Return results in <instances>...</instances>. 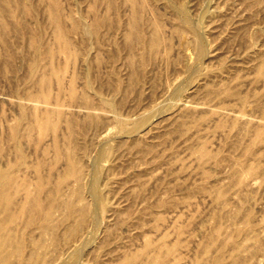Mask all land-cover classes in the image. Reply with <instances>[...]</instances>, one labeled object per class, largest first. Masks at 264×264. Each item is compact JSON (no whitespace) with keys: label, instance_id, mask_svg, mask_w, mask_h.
<instances>
[{"label":"rangeland","instance_id":"374dc122","mask_svg":"<svg viewBox=\"0 0 264 264\" xmlns=\"http://www.w3.org/2000/svg\"><path fill=\"white\" fill-rule=\"evenodd\" d=\"M50 1L0 0L16 14L1 15L7 30H0V164L3 154L19 160L10 139L16 132L44 208L55 203L50 228L37 218L25 227L26 241L35 242V258L26 264H125V255L135 257L127 264H211L219 252V264L235 256L236 264H264V0H135V8L129 0H57L72 45L67 76L74 71L82 90L88 78L90 98L115 105H98L92 122L69 113L76 121L73 128L62 123L67 133L75 129L67 136L61 128L32 126L22 110L29 91H37L29 77L32 42L55 45ZM135 11L144 33L154 24L161 42L131 62L125 35ZM95 17L101 21L91 34ZM79 89L73 104L83 102ZM55 133L80 170L62 182L65 158L45 138ZM200 144L209 158L190 154ZM235 162L257 166L254 183L238 185ZM64 201L73 205L69 216ZM147 239H162L172 250L153 261L142 251Z\"/></svg>","mask_w":264,"mask_h":264},{"label":"bare ground","instance_id":"6f19581e","mask_svg":"<svg viewBox=\"0 0 264 264\" xmlns=\"http://www.w3.org/2000/svg\"><path fill=\"white\" fill-rule=\"evenodd\" d=\"M129 2L131 6L135 8L136 1L129 0ZM48 8V14L50 16L54 37L56 39L55 45L48 46L45 49H40L38 42H32V45L34 46L33 48L36 53L34 54L31 64L29 65V77L30 81L37 86V91L35 93H33L32 90L29 91L30 94L28 99L31 100H29L30 102L26 101L27 97L25 98V100L23 99L26 102V105L28 104L27 102H29V104L27 105L28 109L26 107H23V105H19V103L22 101L21 99V101L17 100L19 102L17 105L20 106L19 109H21V107L24 108L22 109L23 114H31L32 118H30V124L32 126L34 125L42 131L46 130L47 127L52 126L54 130H57L60 133L59 129L61 128V131L64 129L63 127H61V125L63 126V124L64 126L70 125V128H73L71 127V124H73L72 122L76 120L72 119L74 117H78L75 116V114L73 115V113H75L73 111H78L80 114L84 113L83 115H86V118H89L88 120L92 122L95 120L96 116H98L97 112L98 110L102 109L101 107H104L106 105L109 109H113L115 108V105L113 102L108 101L105 98H100V96L99 98H96V100H94L98 103L97 105L94 104L97 106L96 108H94L95 106H93L92 104L95 102L92 100L93 98H90L91 94L89 95V89L91 88L90 80L88 78L83 79L84 85L83 82V87L81 85L83 90L81 88L80 90L79 87L81 83H78V87L76 81V78L78 80V77L72 75L74 71L71 72V75L67 76V54L72 51L71 41L61 25V14L57 0H51ZM177 10L180 14H182V16H184L185 21L189 23L188 18L185 15L184 8L178 6ZM12 11L14 12V9L11 10V8H6L0 4V30L2 32L7 29L6 23L4 24L1 15L5 13L12 17L14 16ZM138 20L139 17L137 12L135 11L128 23V30L126 31L125 35L126 45L129 50V60L131 62H135L136 60L143 61L146 58L145 53H155L159 49V45L161 42L158 35V30L154 24L150 23L149 33L145 34ZM100 21L101 19L95 17L91 24L88 26L87 31L91 34H94L97 31V27ZM181 28V26H178L177 30L181 31ZM135 43L139 44V46L141 45V51H135L134 45H137ZM203 52L204 49L202 48V46L198 45L197 53L203 54ZM55 57L58 58V63L55 62ZM60 57L63 58V61H65L62 62L63 64L59 62ZM42 59H44V61H42ZM73 78H75V81ZM74 82H76V84ZM75 86L80 90L79 92L81 95L79 96L82 98L81 100H83V102H80L85 103L81 104L82 106L79 105L80 102L78 104H73V102L71 101L76 99V97L78 96L77 94H79L78 91H76L77 89ZM66 95L69 96L68 100V96ZM0 96H2L1 93ZM35 97L37 98L36 100L33 99ZM65 100H67L69 103H66ZM24 101H22V103H24ZM98 105L100 106V109H97ZM71 112V115H73L71 117L73 118L69 119L70 116L68 117V115ZM79 113L78 115H80ZM81 118H79V120ZM79 124L81 125V123ZM76 126V128L80 127L79 125ZM70 128L68 129L70 130L68 132L69 135H71L70 133L75 130H71ZM64 131H66L67 133V129L63 130V132L61 133L64 134ZM59 133L46 136L45 138L48 141V145L50 142L51 145L52 143L54 144V147L56 148L55 156L65 158L66 166L63 173L59 176V182H62L71 173L79 175L80 170L75 168L77 157L74 151L72 149H67L65 151L60 149L62 146L59 145L60 141L57 140L59 139L57 138V135H59ZM66 133L65 135L67 136L68 133ZM259 135L260 130L257 131L255 142H262L259 138ZM63 138H66L67 140V137ZM63 138L62 140H64ZM10 139L13 141V149L15 155H20V158L19 160L15 161H12L11 159L7 160L9 159V157L7 158L6 154H3L6 158V161L4 164H0V264H13V262H16L17 264H26L27 262L35 258V242L33 243L30 239L26 241L25 227H27L29 224L35 221V218H37L43 230L50 228V218L52 214L51 208L55 205V203L51 202L49 208H44L43 201L40 199L39 190L41 188V185L35 184V181H32L26 174L29 170L30 165H27V162L22 158V152L20 151V144L16 132L11 135ZM197 151L199 159H206L211 156V153L209 152V150H207L204 144H200L198 149L197 147H194V150L190 152V154H192L195 159H197ZM245 152L247 153L246 148ZM44 156L45 155H43V157ZM234 171H238L240 173L236 177V182L238 183V185H243L248 182H255V175L258 172V168L254 164H247L246 162H235ZM222 197V190H216L214 198L220 202H223ZM63 203L69 209V213L67 214V216H69L70 212L73 210V205L69 201H64ZM79 210H82V207ZM25 214H29V217L23 225L20 220ZM67 228L69 229V227ZM235 230L241 232L245 231V228L236 227ZM227 242H234V237H228ZM244 243L247 244L246 239L243 240V245ZM27 247L29 248V252L25 253L24 251ZM171 250L172 248H169V246H167L162 239L156 242L151 239H147L145 241V247L144 249H142L143 252H145L147 255H150L153 261L159 260V257L163 259L165 255H167ZM134 258V255H125L122 263L127 264L128 262H132ZM221 261L222 253L219 252L215 257L214 262H212L211 264H219ZM230 264H236V256L233 257V261Z\"/></svg>","mask_w":264,"mask_h":264}]
</instances>
